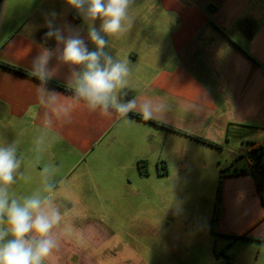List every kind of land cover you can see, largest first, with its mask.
<instances>
[{
	"label": "crops",
	"instance_id": "obj_1",
	"mask_svg": "<svg viewBox=\"0 0 264 264\" xmlns=\"http://www.w3.org/2000/svg\"><path fill=\"white\" fill-rule=\"evenodd\" d=\"M129 11L134 27L110 38L107 50L131 69L126 98L165 104L166 111L152 120L168 129L91 111L74 91L48 83L57 98L40 104V81L31 64L42 47H57L54 39L45 42L46 19L56 13V26L80 30L94 50L87 25L65 0H0V141L17 142L24 176L17 174L10 193L22 197L42 188L41 174L49 168L52 195L64 214L61 247L51 264H156L152 250H136L139 237L171 244V227L159 221L157 207L124 202L125 182L149 176L147 165L161 137L164 143L171 134L180 141L202 138L227 149L231 167L222 177L220 204L208 213L210 227L190 223L198 248L176 254L184 264H221L220 253L231 246L236 253L229 264H264V208L246 173V154L227 146L230 131H243V141L251 132L264 133V0H135ZM57 66L53 56L49 67ZM58 67L50 81L74 90L67 82L70 68ZM45 112L53 118L50 129L43 127ZM40 136L44 142L35 144ZM139 160L145 162L146 176L136 169ZM155 168L158 178L168 176L167 168L163 176ZM124 223L132 225L126 239ZM183 225L174 229L181 231ZM156 255L168 260L164 253Z\"/></svg>",
	"mask_w": 264,
	"mask_h": 264
},
{
	"label": "clouds",
	"instance_id": "obj_2",
	"mask_svg": "<svg viewBox=\"0 0 264 264\" xmlns=\"http://www.w3.org/2000/svg\"><path fill=\"white\" fill-rule=\"evenodd\" d=\"M87 25V40L94 45L89 50L81 31L70 26H56V13L46 19L45 42L54 39L55 49L42 47L32 61V74L40 81L38 101L51 105L57 94L46 87L58 74L60 65L70 68L67 82L74 89L75 99L83 101L89 110L101 114H117L127 120L129 113L139 112L145 120L153 119L166 111L162 102L147 98L127 99L131 69L126 61L116 59L107 50L110 38L131 31L135 19L130 8L135 0H65ZM99 20V28L95 22ZM55 56L57 67H49ZM67 110H65V115ZM59 118L60 113L57 111ZM43 127L50 129L53 118L45 112ZM44 142V137L35 144ZM21 168L17 156V142L0 141V264H51L53 254L61 247L64 214L56 204L52 193L54 185L49 181V168L42 172L43 186L29 195L16 197L10 187L16 182ZM24 178L23 173H19Z\"/></svg>",
	"mask_w": 264,
	"mask_h": 264
},
{
	"label": "rangeland",
	"instance_id": "obj_3",
	"mask_svg": "<svg viewBox=\"0 0 264 264\" xmlns=\"http://www.w3.org/2000/svg\"><path fill=\"white\" fill-rule=\"evenodd\" d=\"M249 135V142L243 141V131H230L227 146L233 147L236 151L238 149V151L245 154V149L249 151L253 147L251 142H263V145L257 146L264 147V133L261 134L262 137L254 135V132ZM167 138L165 143L163 137L155 142L150 159L152 164L147 165L149 176L132 179V183L129 185L125 182V186L129 188V191L124 192V194H128L124 196V202H132L133 205L136 202L139 206L152 205L157 207V215H161L159 221L168 223L171 227V235H169L172 240L171 244L166 242V240H169V236H163L166 242V244H163V241L157 239L151 241L144 234L139 237L140 250L135 248L138 253L141 250L148 252L147 248H149L152 250L149 253L154 254L156 264H178L179 261L184 264L185 260L176 252L186 255L189 251L198 248L195 246L197 244L196 240L191 238L195 226L190 225V223L196 225L204 223L207 229L210 227V216L213 211L219 170H222L223 174L230 170V155L225 148L216 149L202 143H195L200 142L196 139L180 141L173 134L168 135ZM177 142L184 143L179 144ZM161 158L167 161L165 166L168 169V176L158 178L155 167L160 171L163 162L158 161H162ZM239 158L241 162L244 160L243 157ZM227 161L228 163H226ZM215 181L214 188H209ZM158 192H161V194H158ZM218 206L219 204L216 210ZM208 213H210V216H208ZM181 223H187V225H183L181 231H176L174 228ZM128 227H132L131 223H124L123 230H121L124 239H126L125 231H128ZM163 253L168 256V260L156 255ZM235 253L236 250L231 246L223 254L220 253L221 264H229V261L235 257Z\"/></svg>",
	"mask_w": 264,
	"mask_h": 264
},
{
	"label": "trees",
	"instance_id": "obj_4",
	"mask_svg": "<svg viewBox=\"0 0 264 264\" xmlns=\"http://www.w3.org/2000/svg\"><path fill=\"white\" fill-rule=\"evenodd\" d=\"M1 64L4 67L9 66L8 64H5V63H1ZM47 83L50 85H53L54 87L62 89L64 91H71V92L74 91L67 86H64L62 84H59V83H56L53 81H48ZM128 116H131V117L136 118L138 120H142L144 122L153 124L155 126L162 127L164 129H168L163 124H160L155 120H152V119L145 120L142 117V115L138 114V113L132 112V113H129ZM194 139H196L197 141H200V142H202V143H204L210 147H213L216 149L220 148L219 145H217L211 141H208V140H205L202 138H194ZM252 146L253 147L249 151H247V153H246V158H247L246 173H248L252 177V179L254 181L255 190H256V194H257L259 203L264 208V147L255 146L254 144H252ZM136 169H137L139 175H141V176L147 175L146 165H145V162L143 160H139L136 162ZM166 173H167L166 166L164 164H162L161 170L158 171V174L163 176ZM222 177H223V171L219 170V180H218L217 185H216L215 197H214V208H213L214 212L216 210L217 205L220 204V200H221ZM212 221H213V218H212ZM233 238L234 239H241V238H243V236H235Z\"/></svg>",
	"mask_w": 264,
	"mask_h": 264
}]
</instances>
